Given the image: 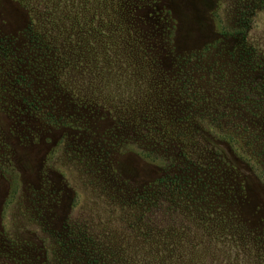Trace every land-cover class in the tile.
<instances>
[{
    "label": "rangeland",
    "instance_id": "rangeland-1",
    "mask_svg": "<svg viewBox=\"0 0 264 264\" xmlns=\"http://www.w3.org/2000/svg\"><path fill=\"white\" fill-rule=\"evenodd\" d=\"M256 84L264 0H0V264H264Z\"/></svg>",
    "mask_w": 264,
    "mask_h": 264
},
{
    "label": "trees",
    "instance_id": "trees-1",
    "mask_svg": "<svg viewBox=\"0 0 264 264\" xmlns=\"http://www.w3.org/2000/svg\"><path fill=\"white\" fill-rule=\"evenodd\" d=\"M153 10H154V12L151 11L152 13L149 10V13L143 12L141 14H147V16L145 17L147 22L149 24H152L153 27L155 28V26L158 25L159 18L157 17L158 12L155 11V7ZM255 87H258V89L260 90V96H262V97L258 100V103L256 105L257 110L253 111V115H255V117H256V119L253 121L259 129L263 128V131H264V85L263 84H259V85L256 84ZM257 121H258V124H257ZM225 137H227V135L223 134V136L221 138H225ZM263 152H264V150H263Z\"/></svg>",
    "mask_w": 264,
    "mask_h": 264
}]
</instances>
